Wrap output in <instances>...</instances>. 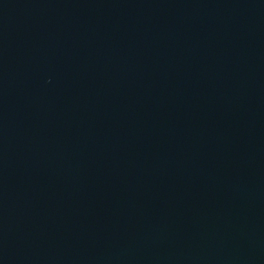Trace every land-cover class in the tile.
<instances>
[{
	"label": "water",
	"instance_id": "water-1",
	"mask_svg": "<svg viewBox=\"0 0 264 264\" xmlns=\"http://www.w3.org/2000/svg\"><path fill=\"white\" fill-rule=\"evenodd\" d=\"M0 264H264V0H0Z\"/></svg>",
	"mask_w": 264,
	"mask_h": 264
}]
</instances>
